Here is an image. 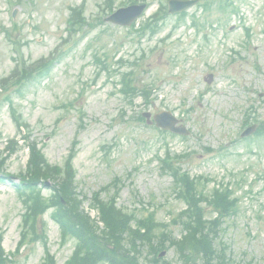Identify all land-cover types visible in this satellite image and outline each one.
<instances>
[{
  "label": "rangeland",
  "instance_id": "1",
  "mask_svg": "<svg viewBox=\"0 0 264 264\" xmlns=\"http://www.w3.org/2000/svg\"><path fill=\"white\" fill-rule=\"evenodd\" d=\"M32 1L15 5L12 3L19 0H0V78L11 73L16 55L2 26L12 32V40L25 57L35 62L49 56L66 37L70 7L86 2L90 19L101 13L103 3ZM234 1L235 12L215 0L208 10L197 4L182 21L169 14L159 35L151 39L149 33L138 37L106 24L105 31L95 32L73 47L49 77L13 94V107L31 127L51 166L63 165L78 140L74 160L77 194L93 219L97 217L90 208L93 194L121 180L117 206L136 218L155 212L157 221L171 224L173 236L180 239L182 230L173 220L185 207L177 200L173 178L163 173L160 159L167 151L188 154L178 162L183 172L192 178H209L208 192L231 185L240 198L239 213L223 222L216 245L225 247L232 264H264V138L249 142L240 138L248 109L256 111L258 121L264 120V0ZM128 2L116 0L114 11ZM146 2L150 7L143 21L160 5L158 0ZM15 24L18 31L13 30ZM95 57L108 69H101ZM228 57L233 62L227 66ZM119 58L129 63L139 60L133 85L141 89L152 86V97L146 101L138 97L128 107L120 83L131 69L128 64L121 67ZM208 73H213L212 85L205 82ZM161 111H170L190 135L175 137L135 120L143 112L155 115ZM11 113L9 103L0 99V152L8 147V140L24 134ZM28 157L27 149L15 153L5 169L13 179L0 181L3 246L15 264H41L45 250L39 239L35 246L14 254L22 233L19 225L24 206L13 184ZM50 187L44 188L45 196L52 192ZM102 198L109 197L102 194ZM50 214L44 216L47 245L57 264H67L75 243L62 245L59 226ZM41 230L40 223L39 235ZM147 252L140 264H152L146 260ZM165 253L164 263L180 264L174 249Z\"/></svg>",
  "mask_w": 264,
  "mask_h": 264
},
{
  "label": "trees",
  "instance_id": "2",
  "mask_svg": "<svg viewBox=\"0 0 264 264\" xmlns=\"http://www.w3.org/2000/svg\"><path fill=\"white\" fill-rule=\"evenodd\" d=\"M56 173L58 175L60 171L56 170ZM29 174L30 198H33V196L39 197V194L32 188L37 185L41 178H47L50 172L47 171V167L43 166V161L35 153L33 154ZM50 177L59 180V185L56 184L55 187L56 194L52 199L59 207V212L54 216L57 220H61L59 223L65 231L66 237L72 236L78 240V248L70 262L71 264H99L101 262L132 264L130 252H137V242L151 245L154 237H158L154 232L156 225L153 224V220H148L139 225L137 229H132L127 215L115 209L107 208L101 210L105 230L99 231L90 218L81 211L80 204H78L71 191V175L67 174L59 177L51 174ZM188 183L187 192L193 202L195 212L190 218L187 217V222L183 223L187 234L180 241H171V246L176 247L184 264H227L224 258H216L212 235L216 236V233L212 230L216 227L217 222L204 220L201 205L208 203L210 207H216L222 212L221 217H224L234 213L237 200H233L229 195L217 191L210 197L206 196L197 190L195 184L189 182V180ZM61 198L68 203V209L62 207ZM33 200H36L39 205L45 203L40 198H34ZM28 217L30 218V220L28 218V221L34 223L33 217L29 215ZM142 230L146 232L143 233ZM161 236H165V234L163 233ZM124 237L127 238L125 242L130 249L124 245ZM161 246L165 247L164 243H161ZM0 264H6L1 251Z\"/></svg>",
  "mask_w": 264,
  "mask_h": 264
}]
</instances>
